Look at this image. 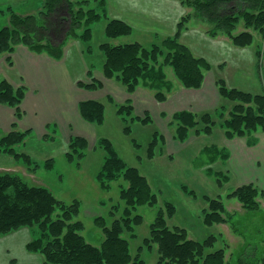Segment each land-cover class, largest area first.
<instances>
[{
    "label": "trees",
    "instance_id": "trees-1",
    "mask_svg": "<svg viewBox=\"0 0 264 264\" xmlns=\"http://www.w3.org/2000/svg\"><path fill=\"white\" fill-rule=\"evenodd\" d=\"M106 1H99L103 13L91 8L89 0H45L43 9L37 14L22 16L12 12L8 26H0V55L11 54L17 47L24 46L33 53L46 54L55 60L63 59L69 39L89 42L93 25L106 20ZM185 3L194 11V15L182 20L196 18L210 25L209 33L214 38L224 34L237 47L245 48L253 44L256 33L264 37V0H186ZM240 25L243 29L235 35ZM184 28L181 21L175 36L162 42V48L167 51L166 55L157 44L147 49L138 42L119 45L104 43L100 47L105 56L104 76L108 80L118 79L129 94H134L143 80L155 82L153 88L158 92L157 99L164 102L167 97L164 90L161 91L164 88L170 89V85L164 83V76L158 75L155 70V65L164 58V66L174 70L185 89L200 90L205 81V73L212 66L206 58L196 57L188 46L180 42ZM132 32L131 26L122 20L108 21L105 28V35L109 40L129 36ZM9 64L12 65L10 60ZM78 85L90 91L102 87L101 83L79 82ZM217 86L220 96L233 105L229 117L225 116L224 106L218 107L213 113L216 116L219 113L221 127L228 139L245 138L264 131V93L252 94L236 88L231 89L222 78L218 79ZM26 93L27 88L24 86L15 88L7 80L0 82V104L15 109V121L22 119L24 115L21 105ZM79 110L88 123L100 126L104 124L106 108L101 101H83ZM213 114L206 112L197 115L192 111L174 114L172 125H176V140L185 143L191 137L192 131L198 136L213 135L216 126ZM117 115L125 122L124 133L127 136L132 135L130 123L149 125L153 122L148 114H145V118L135 116L134 106L129 101L127 104L117 105ZM17 123L13 124L9 133L0 134V151L25 165L30 173H34L41 165L34 162L29 154L16 151L17 147L26 145L34 132L20 131ZM163 139L159 132L154 134L148 149V159L153 160L157 154H162V148H158V144ZM133 143L135 147H140L135 141ZM99 146L108 153L98 175L103 188L120 179L127 183L121 190V199L126 204L124 214L115 218L110 226L104 217L95 219L96 225L102 228L104 234L100 246L89 243L82 235L85 230L84 223L75 221L81 213V203L78 200L66 204L58 200L49 188L31 185L22 176L10 171H0V238L25 228L38 229V237L29 242L26 248L29 253L41 254L43 264H146L140 254L144 247L150 250L156 247L159 254L158 264H229L224 249L210 251L219 239L217 236H209L203 241L191 240L186 229L169 226L168 220L177 214L172 203H167L164 209L159 210L151 225L150 237L144 240V247L139 249L140 253L133 257L130 242L124 237V233L128 232L135 237V227L144 221L143 216L134 215L135 211L141 206H156L158 196L147 177L120 158L111 141L103 139ZM88 147L89 142L85 137H71L68 152L65 154L66 161L79 167ZM205 153L211 154L210 164L219 159L227 161L230 157L228 152L222 153L217 148L207 149ZM54 163V159H48L44 168L50 170ZM223 177L222 172L216 176L220 187L225 185ZM182 190L187 195L196 197V193L186 186ZM259 195L257 187L247 184L235 189L228 198L239 201L247 212L257 213L261 208ZM204 200L209 205L201 216L205 226L212 227L228 222L226 207L221 198L205 196ZM58 209L61 213L54 218ZM112 215L115 213L112 212ZM259 233L260 236L250 235L247 248L233 263H264L262 234ZM253 239L258 240L256 242L259 244L252 246Z\"/></svg>",
    "mask_w": 264,
    "mask_h": 264
},
{
    "label": "rangeland",
    "instance_id": "rangeland-1",
    "mask_svg": "<svg viewBox=\"0 0 264 264\" xmlns=\"http://www.w3.org/2000/svg\"><path fill=\"white\" fill-rule=\"evenodd\" d=\"M89 1L91 2V8L103 13L99 6V1L101 0ZM106 2V20L93 25L91 40L85 42L78 39H69L63 62H61L62 59L54 60L53 62L56 66L55 68H58L65 75L63 82H69V86L76 83L79 77L81 79H79L77 84L79 82L84 84H102V87L97 90L90 91L81 88L85 90V94L82 92L79 94L74 85L73 90L69 89V87L64 88L63 84V91L65 90V92L62 94L60 92L61 97L55 98L54 102L58 103L61 111H64V116L70 115L71 109L76 104L79 95L91 94L96 98L106 96L102 99L106 108L103 125L90 124L85 121L77 122L74 119L77 116L75 111L73 116H70L72 117L70 125L75 131L82 130L85 135L82 137H85L89 142V147L85 157L80 162V166L77 167L75 164L66 161L65 154L68 152L71 137L68 139L63 135L59 124L56 127L55 123H51L43 133L47 134L46 137L39 138L34 134L28 138L26 145L16 148L17 153L29 154L34 159V162L41 165L37 171L30 173L25 165L1 151L0 166L2 169L0 171L17 173L31 185L47 187L55 194L58 200L66 204H71L73 201L78 200L81 203V213L75 221L84 223L85 230L82 235L85 239L92 245L100 246L104 240V234L102 228L96 225L95 219L104 217L108 226H110L115 218H119L124 214L126 207L125 202L121 199V190L127 183L120 179L109 183L106 188H103L98 179L105 159L108 157V153L103 147L99 146V142L107 139L111 141L120 158L129 166L139 169L147 177L154 193L158 196V204L156 206H141L135 211L134 215H141L144 219L140 226L135 227V237H132L128 232L124 233V237L130 242L131 255L136 257L140 253L139 249L144 247V240L150 237L151 225L155 221L159 210L164 209L167 203H172L177 208L176 216L168 220L169 226H182L181 228L184 227V229L187 227L192 235L197 238V241H203L212 236L216 230L205 226L201 222L202 212L206 206L203 196L216 197L217 195H222V199L225 200L226 196L237 189L240 183V178L236 175L231 177L230 171L227 170L226 162L229 159L224 161L225 165L222 173H224L223 180L225 185L223 187L218 186L216 176L214 174L210 176L206 170L211 154L205 153L206 150L204 148H217L222 153L227 152L226 147L223 150L216 147V145H222V142L227 138L225 130L221 127L222 119L218 116L219 113H217V116L213 114L217 108L211 110L205 108L206 110L203 111V113L210 112L215 116L216 126L214 127L213 135L202 134L198 136L192 131L191 140L189 138L185 143L178 142L175 138L176 125L175 123L172 125L173 116L182 111H191L187 109L191 102L193 106H198L199 104L195 100H199L201 93H192L194 91L185 89L177 79L174 70L169 66H164V58H161L160 63L155 65V70L158 75L162 74L164 76V83L170 85V89L164 88L161 91L163 92L164 90L167 99L164 102H160L157 99L158 92L156 88H153V84L155 85L156 83L147 80L141 81V86L134 94H129L118 79L114 78L109 82L104 76L103 65L105 56L100 47L107 42L111 45H119L117 42L122 44L138 42L145 48L151 49L154 44H157L166 55L167 51L162 48V42L168 37L175 36L178 24L183 21L185 28L182 31L180 42L188 46L196 57H209L208 61L211 63V70H213L210 76L218 77L220 75L218 71L228 67V71L222 74L220 78L225 77L230 81L234 77L233 68L236 69L234 66L237 63V59H239L238 57L244 56L250 59L249 57L252 56L251 50H254L257 57V73L263 79L262 85H264V37L260 33H256L253 44L245 48L237 47L224 34L214 38L209 33L210 25L200 22L196 18L187 19L186 21L182 20L194 15V11L186 5V0H107ZM20 3H13L12 0L11 2L0 0L1 27L8 26L12 12L24 10L22 6L18 7ZM27 13L28 11L25 12L26 15ZM111 20L126 22L133 30L132 34L117 39V42L116 40H109L105 35V28L108 25V21ZM242 29L243 26L240 25L235 35ZM14 71L18 74L16 69ZM206 73L205 76L207 75ZM3 77L10 76L3 74V76H0L1 81L6 80ZM244 77L248 81H253L254 78L252 75H245ZM239 78L240 75L236 73L235 79ZM227 86L235 89L228 83ZM28 87L29 85L27 84ZM216 88L212 92L211 87L207 84L205 96H211L209 92H212L213 96L210 99L212 104H217V101H219L216 107L224 106L226 108L224 111L225 116L229 117L230 111L233 109L232 102L222 98L218 86ZM144 90H149L148 92L152 93V100L147 98ZM108 94H110V100L107 97ZM135 95L139 96L137 102L132 99ZM86 99L90 100L91 98L87 97ZM128 101L133 106L138 105L134 106L135 116L145 118V114H148L153 120L152 124L149 125L130 123L132 128L131 136H127L124 133L125 122L122 117L117 115V105L127 104ZM194 113L197 115L203 114L196 111ZM201 126L203 128L204 125L201 123ZM9 132H0V134L4 135ZM156 132H159L164 138L163 141L159 140L158 144V148L159 146L162 148V154L159 153L153 160H150L148 159V149ZM133 141L140 147H135ZM165 142L166 144L164 145ZM203 149L204 152H202ZM156 151L158 152V149ZM48 159L55 160L54 166L50 170L44 168V163ZM212 167L214 172L223 169L220 166L215 167L213 165ZM227 180L228 182L226 183ZM183 186L194 191L196 197L184 193L182 190ZM221 188H225L224 191H221ZM114 207H117V209H113ZM112 212L115 213L114 216ZM60 213V209H58L54 218ZM38 234V229L25 228L0 238V264H42L40 259H43V256L29 253L26 248L29 242L38 237ZM229 235L226 232L225 239L219 237L218 243L210 251H215L221 245H224L223 249L226 250L225 247L229 246ZM240 239L236 237V240L232 241L233 248L230 252H233L234 249H239V252L242 250L240 248L244 245V241ZM256 241L258 240L253 239L251 241L252 246L258 243ZM140 254L146 264H158L159 254L156 247L152 250L144 247ZM230 258L229 256L226 261L229 262ZM237 260L238 258L235 257L233 261ZM232 264L235 263L232 262Z\"/></svg>",
    "mask_w": 264,
    "mask_h": 264
},
{
    "label": "crops",
    "instance_id": "crops-1",
    "mask_svg": "<svg viewBox=\"0 0 264 264\" xmlns=\"http://www.w3.org/2000/svg\"><path fill=\"white\" fill-rule=\"evenodd\" d=\"M8 2H11V0H8ZM12 2H21L18 7L22 6L24 10L21 12H16L21 15L27 16L36 14L38 11H41L43 9L45 0H12ZM13 5L15 6V4ZM26 11H28L27 15L25 14ZM117 41L118 40H116V42ZM117 43L122 44L121 42ZM66 50L67 45L64 51V57L61 62H63L66 56ZM251 51L252 56L249 57L250 59H248L247 57L245 58L244 56L238 57L239 59H237V63L235 64V66L233 65L234 67H236V69L233 68L234 77L230 79V81L225 77L222 79H224L231 87H235L239 90L252 94H262L264 93V85H262L263 79L257 73V57L255 56L256 52L254 50ZM205 58L209 60V57ZM9 60L12 62V65L9 64ZM54 60L55 59L46 54L40 55L33 53L24 46L17 47L11 54L0 55V76H3V74L10 76L3 78H5L15 88L21 86L27 88V84L29 85V87L27 88L25 99L21 105V109L24 114L22 119L15 121V109L0 104V132H9V130L13 128V124L15 122H18L17 128L20 131L33 130L35 136L41 138L47 135L46 133L43 134L47 129V126H50L51 123H55L56 127L57 124L61 126L63 135L68 139L69 137L73 136H85L82 130L75 131L72 125H70L72 123V117L70 116H73V112L75 111V113H77V116H75L74 119L77 122H84L85 120L82 118L79 110L80 103L86 101L87 97L91 98L90 100H97L102 102V99H104L106 96L104 95L103 97L96 98L91 94L85 96L79 95L76 104L71 109L72 111L70 115L64 116V111H61L58 107V103L54 102L55 98L58 99V97H61L60 92L61 94L65 92V90L63 91V84L64 88L69 87V89L74 90L75 87V89L78 90L79 94L81 92L85 94L86 92H84L85 90L81 89L77 84L79 79H81L80 77L78 78L76 83L72 84L71 86L68 85L69 82H63V78L65 75L61 73L58 68H55L56 66L53 64ZM224 68L227 69L218 71V74H220L218 77L210 76L213 70L207 72L206 74L208 76H205L203 87L200 90H189L194 91L192 93L201 94L199 95V100H195V102H197V104L199 105L193 106L191 102V105L187 109L194 112L196 111L203 113V111H205L206 109L211 110L214 108H218L216 106L218 105L219 101H217V104H212V101L210 99L213 96L212 92L217 86L216 81L229 69L228 67ZM15 69L18 71V74L16 71H14ZM236 73L240 75L239 79H235ZM245 75H252L254 77L253 81H248L244 77ZM1 80L2 79L0 78V81ZM109 82L111 81L109 80ZM207 84L211 87L212 90V92H209L211 96L208 97L205 96V93H207ZM148 91L149 90H144V94L149 100H152V93ZM109 96L110 94L107 95L108 99ZM132 99L137 102V100H139V96L135 95ZM136 106L138 105L136 104ZM85 122L88 123L87 121ZM216 147H219L222 150L226 147L227 152H229L230 158L226 162V165L228 166L227 170L230 171L231 177L233 175H236L240 178L239 187L242 185L253 184L260 191L258 200L261 208L257 213L247 212L239 201H237L236 199H229V194L226 196L225 200L222 199V195H217L216 197L205 195L213 199L221 198L225 204L228 222L217 224L210 228L216 229L215 233L212 235L217 236L218 238L221 237L222 239H225L226 232L230 234L228 237L229 240L227 239L229 242V246L225 247V252L226 259H228L229 256L231 257L228 262L229 264H231L234 258L240 256L247 248L248 241L250 240V235L252 234H258L260 236L259 232H261V247L264 249V131H258L245 138H235L231 140L226 138L222 142V145H216ZM204 149L207 150L209 148ZM204 149L202 152H204ZM224 163L225 162L222 160L216 161L214 164L208 163V166H206L208 174L210 176H212L213 174L217 176L218 173L223 172L225 165ZM213 165L215 167L220 166L223 169L214 172L212 170ZM1 169L2 167L0 166V170ZM224 189L225 188H221L220 190L224 191ZM205 196H203V198ZM204 202L206 203L204 209H207L209 205L206 201ZM201 222L203 223L202 219ZM185 229L188 232L189 239L197 240V238L192 235L190 229H188L187 227H185ZM236 237L241 238L240 240L244 241V245L240 248L242 249L240 252L238 251L239 249H234L233 252H230V250L233 248L232 241L236 240ZM223 248L224 245H221L220 248L216 250ZM40 261L43 264L42 258L40 259Z\"/></svg>",
    "mask_w": 264,
    "mask_h": 264
}]
</instances>
